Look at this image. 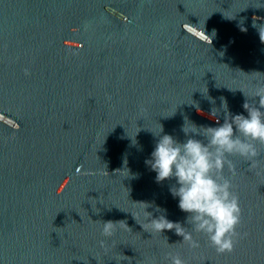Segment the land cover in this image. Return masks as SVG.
I'll return each instance as SVG.
<instances>
[{
    "label": "water",
    "instance_id": "95a60500",
    "mask_svg": "<svg viewBox=\"0 0 264 264\" xmlns=\"http://www.w3.org/2000/svg\"><path fill=\"white\" fill-rule=\"evenodd\" d=\"M261 27L264 0H0V264H169L170 252L186 264H264L259 144L254 161L230 157L235 175L225 169L247 234L231 253L140 226L146 207L190 227L175 180L157 183L145 161L160 126L202 140L185 124L216 127L258 104ZM97 221L131 229L117 226L107 255Z\"/></svg>",
    "mask_w": 264,
    "mask_h": 264
},
{
    "label": "clouds",
    "instance_id": "9594fccd",
    "mask_svg": "<svg viewBox=\"0 0 264 264\" xmlns=\"http://www.w3.org/2000/svg\"><path fill=\"white\" fill-rule=\"evenodd\" d=\"M189 31L195 29L190 28ZM196 34L201 39L209 40L211 44V37L203 30ZM214 35L215 30L212 33ZM259 35L261 42H264V27L259 29ZM24 74L28 76L30 71L26 68ZM257 97L258 104L246 102L243 105L247 115L229 117L225 114L224 122L220 124L217 121L216 127L198 129L189 124L191 127L187 128L185 124L182 131L186 137L192 133L193 136H202V140L187 138L184 142H179L171 135H161L163 129L160 126L159 134L155 135L159 139L145 164L156 174L157 183L175 180L169 192L178 200L180 211L187 214L184 223L190 227H182L179 222L169 221L165 215L151 219V214L145 211V207L146 220L140 225L145 232L161 235L163 231L174 230L177 236L183 238L181 243H187L190 248L200 246L193 233L201 234L207 237L209 246L218 254L231 253L237 242L246 237V233L238 231L242 222V209L231 179L225 175V169L235 175V164L230 157L254 161L259 155L256 145L264 146V83L257 86L255 98ZM222 108L227 113L226 102L222 103ZM216 115L217 109L213 108L212 116ZM97 222L103 237L98 241V246L106 255L109 252L108 242L115 235L117 226L131 230L125 221ZM166 259L169 264H186L179 253L170 252Z\"/></svg>",
    "mask_w": 264,
    "mask_h": 264
}]
</instances>
